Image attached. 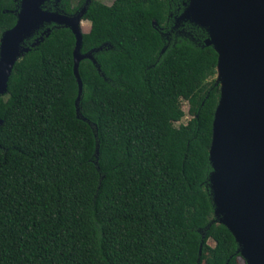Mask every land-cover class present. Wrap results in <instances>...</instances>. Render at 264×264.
<instances>
[{
  "label": "trees",
  "instance_id": "1",
  "mask_svg": "<svg viewBox=\"0 0 264 264\" xmlns=\"http://www.w3.org/2000/svg\"><path fill=\"white\" fill-rule=\"evenodd\" d=\"M185 2L87 5L78 116L71 30L29 39L0 97V264H239L208 181L217 54L173 24ZM18 5L0 0V38Z\"/></svg>",
  "mask_w": 264,
  "mask_h": 264
},
{
  "label": "water",
  "instance_id": "2",
  "mask_svg": "<svg viewBox=\"0 0 264 264\" xmlns=\"http://www.w3.org/2000/svg\"><path fill=\"white\" fill-rule=\"evenodd\" d=\"M46 0H19L15 25L0 38V97L20 56L43 39L45 24L67 27L75 37L73 73L82 91V9L73 16L43 9ZM177 18L207 33L217 54L220 96L214 112L208 176L214 216L233 235L246 264H264V0H187ZM96 51V50H94Z\"/></svg>",
  "mask_w": 264,
  "mask_h": 264
},
{
  "label": "rangeland",
  "instance_id": "3",
  "mask_svg": "<svg viewBox=\"0 0 264 264\" xmlns=\"http://www.w3.org/2000/svg\"><path fill=\"white\" fill-rule=\"evenodd\" d=\"M95 1H100V2H102V3L105 4V5H111L112 2H113V0H95ZM186 2H187V0H186ZM186 2H185V3H186ZM49 3H51V2H49ZM184 7H185V6H184ZM177 18H179V16H174V17L172 18V22H173V24H176L175 21H176ZM177 20H178V19H177ZM185 22H187V21H185ZM79 25H80V27H81V30H82V33H83V34H87V33L89 32V30H90V22L87 21V20L85 19V17H82V18L80 19V21H79ZM51 26L56 27L57 25H55V24H45V25L43 26V29H42L40 32L36 33L33 37L36 36V38H39L40 35L42 34V31H44V30H46V29H48V28L51 29V28H50ZM175 26H176V25H175ZM39 33H40V34H39ZM34 39H35V38H34ZM182 108H183V111L185 112V115H184V117L182 118V120H181L180 122L176 123L175 125H178L179 123L185 124V123L191 118V114L188 113V105H187L186 102H183ZM238 262H239V264H244V263H246L245 260H244L241 256H240V258L238 259Z\"/></svg>",
  "mask_w": 264,
  "mask_h": 264
},
{
  "label": "flooded vegetation",
  "instance_id": "4",
  "mask_svg": "<svg viewBox=\"0 0 264 264\" xmlns=\"http://www.w3.org/2000/svg\"><path fill=\"white\" fill-rule=\"evenodd\" d=\"M61 0H46L43 4H42V8L45 9V10H49V11H53V12H58V13H62V14H65V15H69V16H73L75 14H77L79 11H81L82 9H85V12H86V8H87V5L92 2L93 0H82V4L79 5L77 8L76 11H74V13L72 14H67L65 13L64 11H61L58 9V6H59V3H60ZM51 2V3H49ZM50 4V5H49ZM77 4V2L75 3V5ZM83 17H86L85 15ZM86 19V18H85ZM87 20V19H86ZM88 21V20H87ZM175 23H178L177 19L175 21Z\"/></svg>",
  "mask_w": 264,
  "mask_h": 264
}]
</instances>
